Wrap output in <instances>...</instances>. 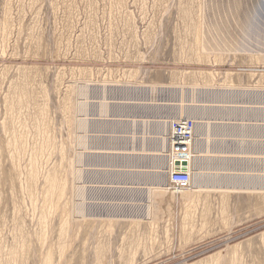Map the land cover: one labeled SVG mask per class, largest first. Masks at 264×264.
Returning <instances> with one entry per match:
<instances>
[{
	"label": "rangeland",
	"instance_id": "1",
	"mask_svg": "<svg viewBox=\"0 0 264 264\" xmlns=\"http://www.w3.org/2000/svg\"><path fill=\"white\" fill-rule=\"evenodd\" d=\"M263 9L260 0H0V264H264ZM193 86L200 104L257 107L233 115L254 122L245 135L256 154L232 172L241 185L252 177L253 190L192 207L177 194L172 215L127 219L140 212L123 183L141 159L127 149L141 143L129 120L146 111L133 99L168 114ZM54 177L58 196L47 191ZM105 204L117 207L111 222Z\"/></svg>",
	"mask_w": 264,
	"mask_h": 264
},
{
	"label": "bare ground",
	"instance_id": "2",
	"mask_svg": "<svg viewBox=\"0 0 264 264\" xmlns=\"http://www.w3.org/2000/svg\"><path fill=\"white\" fill-rule=\"evenodd\" d=\"M242 1V0H241ZM257 1V0H256ZM211 2V1H209ZM264 4V0H260V4ZM205 3V2H204ZM218 3V2H217ZM245 3V2H244ZM219 4V3H218ZM246 5V4H245ZM236 6V5H235ZM262 6V5H261ZM205 7V6H204ZM220 7V6H219ZM244 7V6H242ZM202 8V7H201ZM246 9V8H245ZM264 10V9H263ZM230 11V10H229ZM253 11V10H252ZM195 12V11H194ZM241 12V11H239ZM255 12V11H254ZM228 15V14H226ZM231 15V14H230ZM233 15V14H232ZM246 15V14H245ZM234 16V15H233ZM228 19V17H227ZM230 19V18H229ZM261 19V18H260ZM241 20V19H240ZM256 20V19H255ZM264 20V19H263ZM229 21V20H228ZM239 21V20H238ZM194 22V21H193ZM233 22V21H232ZM206 24V23H205ZM261 24V23H260ZM201 25V24H200ZM235 25V24H234ZM264 25V24H263ZM204 26V25H203ZM213 26V25H212ZM240 26V25H239ZM208 27V26H207ZM254 27V26H253ZM236 28V27H235ZM241 28V27H240ZM203 29V28H202ZM255 30V29H254ZM198 31V30H197ZM213 31V30H212ZM217 31V29H216ZM203 32V31H202ZM215 32V31H214ZM216 33V32H215ZM246 33V32H245ZM200 35V34H198ZM202 35V34H201ZM203 36V35H202ZM212 36V34H211ZM217 36V35H216ZM243 36V35H242ZM257 36V35H256ZM203 38V37H202ZM215 38V37H214ZM213 38V39H214ZM217 38V37H216ZM237 38V37H236ZM207 39V37H206ZM201 37L199 36L197 41L200 44ZM203 41V40H202ZM215 41V40H214ZM243 41V39H242ZM218 42V41H216ZM215 42V43H216ZM246 42V41H245ZM244 42V43H245ZM264 42V41H263ZM209 43V42H208ZM213 43V41H212ZM237 43V42H236ZM257 43V42H256ZM204 44V43H203ZM228 44V43H225ZM246 44V43H245ZM261 44V43H260ZM217 43L215 44V46ZM232 46V45H231ZM204 47V46H203ZM237 47V45H236ZM241 47V46H240ZM251 47V46H250ZM213 48V46L211 47ZM215 48V47H214ZM243 48V47H242ZM222 49V47H221ZM224 49V48H223ZM239 49V48H238ZM205 50V49H203ZM236 50V49H235ZM234 50V52H235ZM232 51V50H230ZM242 51V50H241ZM247 51V50H246ZM252 51V50H251ZM238 52V51H236ZM235 52V53H236ZM240 52V51H239ZM256 52V50H255ZM194 53V52H193ZM217 53V52H216ZM229 54V53H228ZM247 54V53H246ZM238 55V54H237ZM252 55V54H250ZM255 56V54H253ZM218 56V55H217ZM221 56V55H220ZM259 65V64H258ZM135 71V70H134ZM195 72V71H194ZM216 72V71H215ZM263 74V73H262ZM115 75V74H114ZM182 75V74H181ZM213 75V73H212ZM214 76V75H213ZM264 76V75H263ZM184 78V77H183ZM201 79V78H200ZM214 80V79H213ZM205 84V83H204ZM210 84V83H209ZM124 85V84H123ZM141 85V83H140ZM192 86V85H191ZM195 86V85H194ZM191 87L187 91H181L179 93V98L177 103H174L175 111L172 112H166L161 114L159 110H154L152 106H156V103H149V102H143L140 101L142 99H138L137 97L133 100L135 101L136 105L144 104L143 111L146 110L144 115H138L135 118H131L129 121L131 122L129 125L135 128V132L133 133L132 137L133 139H136V132L137 127L139 124L141 125L140 138L141 143L139 146H134L132 149L127 148L131 151L136 152L135 154H140V166L137 170L134 166L135 174H132L131 178H127L126 182H123L127 184V188L129 189V198L128 200L132 203L136 202V208L138 209L139 214L134 213L132 210L129 214L126 213L127 216H125L127 219L133 220V221H141V220H148L150 222L155 221L160 212H163L165 215H172L174 213V206L176 202L177 194L181 195L182 199L190 201V206L194 204V201L196 197H204L205 199L209 197L211 193H221L224 195V193L229 192L230 190L233 192L232 189L236 188H250V190L253 188L252 186V177L248 179L251 183L247 185H241L236 182L235 179L238 177L237 175H233V171L236 170L235 165L239 163L241 158H244V156H253L256 154V152H250V145L252 143V140L248 143L246 140L245 130L249 127L251 129L254 126V122L252 124H249L246 122V118L244 117H233V115H239L244 113H247L246 110H252L256 111L254 107H248L242 106L240 101L237 100H226L230 99L229 97L225 99H218L222 103V107L217 110L215 107L217 100L210 99L208 102H204L200 104L198 100L195 99L196 96V88L197 87ZM210 86V85H209ZM215 86V85H214ZM133 87V86H132ZM201 87V86H199ZM203 87V86H202ZM207 87V86H206ZM212 87V86H211ZM210 87V88H211ZM144 88V87H143ZM183 88V87H182ZM224 88V87H223ZM256 88V87H255ZM262 89V88H261ZM148 90V89H147ZM184 90V89H182ZM204 91V90H203ZM215 91V90H214ZM262 91V90H261ZM153 92V91H151ZM150 92V94H151ZM172 92V91H171ZM198 92V91H197ZM206 93V91H204ZM130 93V92H129ZM200 93V92H199ZM204 93V94H205ZM212 93V92H211ZM159 94V93H157ZM174 94V93H173ZM230 94V93H229ZM240 94V93H239ZM238 93L230 95L232 97L233 95L237 98L239 96ZM244 94V93H243ZM24 95V94H23ZM135 95V94H134ZM198 95V94H197ZM226 95V94H225ZM97 96V95H96ZM123 96V95H122ZM144 97V96H143ZM173 97V96H172ZM177 97V96H175ZM197 97H200L199 95ZM202 97V96H201ZM217 97V96H216ZM220 97V96H219ZM226 97V96H224ZM242 97V96H241ZM210 98V97H209ZM244 98V97H243ZM177 99V98H176ZM204 99V98H203ZM233 99V98H232ZM132 100V99H131ZM130 100V101H131ZM264 100V99H263ZM161 101V100H160ZM164 101V100H163ZM166 101V100H165ZM171 101V100H170ZM174 101V100H173ZM159 102V101H158ZM169 102V101H168ZM199 104H198V103ZM122 103V102H121ZM146 103V104H145ZM219 103V102H218ZM102 104V103H101ZM161 104V103H160ZM172 104V103H171ZM215 104V105H214ZM256 104L260 105L261 112H264V101L263 102H256ZM141 105V109H142ZM164 105V104H162ZM161 105V106H162ZM221 105V104H220ZM245 105V104H243ZM89 106V105H88ZM132 106V105H131ZM160 106V107H161ZM165 106V105H164ZM170 106V105H169ZM250 106V105H249ZM217 107V106H216ZM159 108V107H158ZM171 108V107H170ZM169 110H172L170 109ZM214 108L216 111H214ZM160 109V108H159ZM163 109V108H162ZM161 109V110H162ZM44 110V109H43ZM263 110V111H262ZM101 111V110H100ZM106 112V111H105ZM115 112V111H114ZM153 112V114H151ZM218 112V114H216ZM264 114V113H263ZM47 115V114H46ZM129 115V114H128ZM134 115V114H133ZM214 115V116H213ZM254 115V114H253ZM110 116V115H109ZM124 115L122 114V117ZM240 116V115H239ZM263 116V115H262ZM154 117V118H151ZM247 117V116H246ZM252 117V116H251ZM116 118V117H115ZM129 118V117H128ZM257 118V116H256ZM49 119V118H48ZM125 117L118 119L121 123L125 122ZM187 119H194L196 122V135L195 140L192 143V152L190 154V157H188L186 160H183L182 162L186 161L187 165L185 166L186 170H188L192 176V184L189 185L188 189L181 188L178 190H175L171 187L169 184L170 178L169 175L173 170H175V161L174 157L171 154V133H172V127L173 125L179 121V120H186ZM251 119V118H250ZM249 119V120H250ZM264 119V118H263ZM114 120V119H113ZM128 120V119H127ZM259 120V119H257ZM116 121V120H115ZM128 121V122H129ZM253 121V120H252ZM263 121V120H262ZM43 122V121H42ZM114 123V122H113ZM39 124V123H38ZM124 125V124H123ZM125 126V125H124ZM150 126V127H149ZM256 126V125H255ZM259 126V125H257ZM72 128V127H71ZM257 128V127H256ZM125 130V129H124ZM138 130V129H137ZM247 130V131H248ZM258 130V129H257ZM109 131V130H108ZM169 136L163 137V132H167ZM251 131V130H250ZM254 132V131H253ZM257 133V131H255ZM254 132V133H255ZM42 134V133H41ZM127 134V133H126ZM252 134V132H251ZM34 135V134H33ZM107 135V134H106ZM115 135V134H114ZM256 135V134H255ZM109 136V135H108ZM18 137V136H17ZM106 137V136H105ZM125 137V136H124ZM255 137V136H254ZM33 138V137H32ZM41 138V137H40ZM119 138V137H118ZM139 138V139H140ZM257 138V137H256ZM123 139V138H122ZM250 139V138H249ZM252 139V138H251ZM100 140V139H99ZM109 140V139H108ZM131 141V140H130ZM254 142L256 140H253ZM39 142V141H38ZM116 143V142H115ZM126 143V142H125ZM124 143V144H125ZM130 143V142H129ZM106 144V142H105ZM109 144V143H108ZM128 144V143H126ZM136 144V143H135ZM121 145V144H120ZM108 146V145H107ZM115 146V144H114ZM124 146V145H123ZM132 146V145H131ZM120 147V146H119ZM126 147V145H125ZM90 148V147H89ZM114 148V147H113ZM118 148V147H117ZM115 149V148H114ZM100 150V149H99ZM110 150V149H109ZM46 151V149H45ZM105 151V150H100ZM107 151V150H106ZM105 151V152H106ZM116 151V150H115ZM128 151V150H127ZM34 152V151H33ZM41 152V151H40ZM63 152V151H62ZM84 152V151H83ZM108 152V151H107ZM124 152V150H123ZM130 152V151H129ZM97 153V152H96ZM109 153V152H108ZM86 154V153H85ZM100 154V153H99ZM110 154V153H109ZM123 154V153H122ZM130 154V153H129ZM102 155V154H101ZM114 155V154H113ZM118 155V154H117ZM120 155V154H119ZM131 155H134L131 153ZM27 156V155H26ZM44 156V155H43ZM115 156V155H114ZM122 156V155H120ZM256 156V155H255ZM51 157V156H50ZM99 157V156H98ZM105 157V155H104ZM117 157V156H116ZM124 157V156H122ZM127 157H130L127 155ZM135 157V156H134ZM142 157H143V165H142ZM257 157V156H256ZM107 158V157H106ZM118 158V157H117ZM247 158V157H246ZM110 159V158H109ZM103 160V159H102ZM117 160V159H116ZM128 160V159H127ZM135 160V159H134ZM138 160V159H137ZM244 159H242L243 161ZM111 161V160H110ZM104 162V161H103ZM108 162V161H107ZM113 162V161H112ZM33 163V162H32ZM111 163V162H110ZM128 163V162H126ZM138 163V162H137ZM129 164V163H128ZM125 165V164H124ZM117 166V165H116ZM127 166V165H126ZM125 166V169H126ZM137 166V165H136ZM104 167V166H102ZM101 167V168H102ZM106 168V167H105ZM115 168V167H114ZM113 168V169H114ZM124 168V167H123ZM162 168H166L167 171H163ZM112 169V168H111ZM117 169V168H116ZM121 169V167H120ZM127 170V169H126ZM125 170V171H126ZM165 170V169H164ZM108 171V170H107ZM114 171V170H113ZM124 171V170H123ZM121 170V172H123ZM133 171V169H132ZM117 172V171H116ZM164 172L166 175L163 182H160V177L162 178V173ZM230 172L232 174H230ZM101 173V172H100ZM236 173V172H235ZM251 173V172H250ZM110 174V173H109ZM127 174V173H126ZM112 175V174H111ZM58 175H56L57 177ZM110 176V175H109ZM123 176V175H122ZM130 176V174H129ZM34 177V175L32 176ZM106 177V176H105ZM112 177V176H110ZM109 177V178H110ZM114 177V176H113ZM112 177V178H113ZM126 177V175H125ZM35 178V177H34ZM38 178V177H37ZM49 178V177H48ZM108 178V176H107ZM111 178V179H112ZM240 178V177H239ZM249 178V177H248ZM115 179V178H114ZM120 181L124 178H119ZM118 179V180H119ZM236 181H235V180ZM48 180V179H47ZM241 180V178H240ZM238 180V181H240ZM49 189L47 190L48 193L53 194L55 196H58V192L64 191V186L57 185V179L54 177L51 178ZM48 181V182H49ZM114 181V180H113ZM105 183V182H104ZM109 183V182H108ZM116 183V182H115ZM118 183V182H117ZM243 183V182H242ZM245 183V182H244ZM249 183V182H248ZM59 184H62L61 182ZM79 184V183H78ZM121 184V182H120ZM65 185V184H64ZM112 186H115L114 183ZM118 187V185H116ZM115 186V187H116ZM120 186V185H119ZM122 186V185H121ZM125 185H123L124 187ZM255 188V187H254ZM107 189V188H106ZM124 189V188H123ZM109 190V189H108ZM111 190V189H110ZM114 190V189H113ZM237 190V189H236ZM239 190V189H238ZM253 190V189H252ZM117 191V190H116ZM115 191V192H116ZM109 192V191H108ZM111 193V192H110ZM47 194V193H46ZM142 195L147 196L149 199L148 203H145V198ZM152 196H156L160 199V203H158L159 200L157 198L155 199L156 204L153 203ZM225 196V195H224ZM52 197V196H51ZM53 198V197H52ZM194 198V199H193ZM108 199V198H107ZM179 199V198H178ZM204 199V198H203ZM53 201V200H52ZM110 201V200H109ZM113 201V200H112ZM129 202V203H130ZM54 203V202H51ZM50 203V204H51ZM110 203V202H109ZM112 203V202H111ZM158 203V204H157ZM185 203V202H184ZM226 203V202H225ZM104 205V204H103ZM106 205V204H105ZM115 205V202H114ZM129 205V204H128ZM53 206V205H52ZM117 206V205H116ZM80 207V206H79ZM107 208V215H104V218H107L110 220V222L113 220L112 216L114 215L112 213V210L114 211L116 208H112V205H106ZM111 207V209H110ZM130 207V205H129ZM133 207V206H132ZM186 207H189L187 205ZM194 207V206H193ZM50 208V207H49ZM79 209V208H78ZM129 209V208H128ZM193 209V208H191ZM92 210V209H91ZM90 210V211H91ZM130 210V209H129ZM45 211V210H44ZM79 211H82V208H80ZM85 211V209H84ZM92 212V211H91ZM95 212V211H94ZM84 213V212H83ZM118 213V212H117ZM70 214V213H69ZM85 214V213H84ZM97 214V212H96ZM122 214V213H121ZM125 214V212H124ZM81 215V214H80ZM83 215V214H82ZM92 215V214H91ZM98 215V214H97ZM96 215V217H97ZM85 216V215H84ZM87 216V215H86ZM90 216V215H89ZM94 216V214H93ZM120 216V215H119ZM123 216V215H122ZM46 217V216H45ZM44 217V218H45ZM95 217V216H94ZM116 217V215H115ZM43 218V219H44ZM99 219V218H97ZM103 219V218H100ZM123 219V218H122ZM170 219V218H169ZM43 221V220H42ZM66 222V221H65ZM70 222V221H69ZM64 224V223H63ZM186 224V223H185ZM71 230V229H70ZM62 233V232H61ZM67 234L68 231H67ZM65 235V234H64ZM7 246V245H6ZM17 247V246H16ZM18 249V248H17ZM16 251V249H15ZM17 252V251H16ZM14 254V252H13ZM15 255V254H14ZM12 257V256H11ZM13 259V257L11 258ZM16 260V258H15Z\"/></svg>",
	"mask_w": 264,
	"mask_h": 264
},
{
	"label": "built area",
	"instance_id": "3",
	"mask_svg": "<svg viewBox=\"0 0 264 264\" xmlns=\"http://www.w3.org/2000/svg\"><path fill=\"white\" fill-rule=\"evenodd\" d=\"M196 122L194 119L179 120L172 127L171 154L175 161V170L169 175V184L175 190L186 188L192 184V176L182 165L177 166L176 161H183L190 157L192 143L196 135Z\"/></svg>",
	"mask_w": 264,
	"mask_h": 264
},
{
	"label": "water",
	"instance_id": "4",
	"mask_svg": "<svg viewBox=\"0 0 264 264\" xmlns=\"http://www.w3.org/2000/svg\"><path fill=\"white\" fill-rule=\"evenodd\" d=\"M176 165L177 166L182 165L183 166V169L186 170L185 166L187 165V162L186 161H184V162H182V161H176Z\"/></svg>",
	"mask_w": 264,
	"mask_h": 264
}]
</instances>
